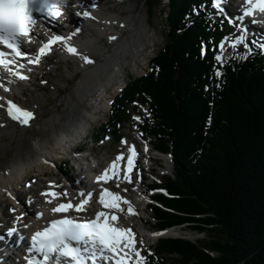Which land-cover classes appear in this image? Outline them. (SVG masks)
Masks as SVG:
<instances>
[{
  "label": "trees",
  "instance_id": "obj_1",
  "mask_svg": "<svg viewBox=\"0 0 264 264\" xmlns=\"http://www.w3.org/2000/svg\"><path fill=\"white\" fill-rule=\"evenodd\" d=\"M144 1L150 13L163 4ZM211 4L167 0L164 47L151 70L116 97L96 138L109 131L119 138L139 109L135 102L149 105L141 128L174 161L163 184L172 196H156L171 210L153 205L157 225L188 224L208 234L159 238L158 263L264 264V51L254 45L218 63L225 29L209 18Z\"/></svg>",
  "mask_w": 264,
  "mask_h": 264
},
{
  "label": "snow or ice",
  "instance_id": "obj_2",
  "mask_svg": "<svg viewBox=\"0 0 264 264\" xmlns=\"http://www.w3.org/2000/svg\"><path fill=\"white\" fill-rule=\"evenodd\" d=\"M69 0H0V67L7 69L9 73L19 79H28L19 71L25 65L18 63L16 58H26L29 53L24 50L23 44L30 42V36L37 26V18L34 13L39 12L40 19L49 20L55 24L62 16V9L68 5ZM226 0H213V6L223 11L222 4ZM81 13H76L79 16ZM257 14H264V0H245L242 10L236 19H230L229 23L236 24L238 20L246 17H253ZM90 17L89 11L82 13ZM94 18V17H92ZM257 22L253 19V23ZM80 31L76 28L73 35ZM239 36H225L217 46L219 51L215 54L218 63L225 62V43L231 41V47L236 48L244 45L248 35L246 27L241 29ZM70 37L63 35H51L38 49V53L28 60L29 64H39L41 58L53 50V45L63 44L65 50L71 54L79 55L78 49L70 43ZM115 39V37H111ZM255 44L256 42L253 41ZM264 51V43L259 44ZM202 50V54H203ZM86 63H93L87 56L83 57ZM16 66L15 68L12 66ZM216 76L222 75L217 70ZM5 91H10L6 89ZM3 97H0L2 100ZM7 115L22 125H29L34 119V113L8 100L7 104L0 103V108H5ZM139 120L140 117H134ZM127 144V141H123ZM129 155L125 157L123 152L118 153L110 162L108 168L96 177V181L107 183L111 180H124L133 183L132 172L135 168V159L138 155L135 145L129 146ZM123 173V174H122ZM53 200L61 196H67L66 192L57 193L50 190L44 193ZM87 198L77 203L68 201L59 203L51 211L53 213H77L86 211V205L91 201V193H80ZM51 203V200L49 201ZM97 202L101 209L95 212L91 219L79 220L71 216H63L60 219H53L49 225L42 230L36 231L30 238L29 252L33 255L28 259L27 264H100L101 260H107L110 264H146V257L137 247L136 234L131 228L118 227L119 215L125 209L122 204L128 205V213L135 214L130 202L108 188H102L98 193ZM14 211V210H13ZM39 215H43L40 213ZM10 231L14 232L15 229Z\"/></svg>",
  "mask_w": 264,
  "mask_h": 264
},
{
  "label": "rangeland",
  "instance_id": "obj_3",
  "mask_svg": "<svg viewBox=\"0 0 264 264\" xmlns=\"http://www.w3.org/2000/svg\"><path fill=\"white\" fill-rule=\"evenodd\" d=\"M96 4L102 10L104 9V11L106 12L108 11V13L115 12L119 14V18L131 17L134 20V21L132 20L131 30L129 31L123 30L124 31L123 36L126 37L129 43L128 53L123 55L122 49H120L121 52H118L119 50L116 51V53L113 52L114 53L113 57H115V60L113 61V65L116 67V72L118 73V75H120L119 78L124 77V82H129L131 79L141 76L144 73H147L149 71L150 65L149 66L146 65V67L142 68L141 66L139 67L138 64H141L142 62L145 63L144 61H147L151 59L152 57H154L164 47L166 43L168 29L166 26V13L164 9L166 8L167 0H163V4H161L157 9L153 10L152 13L149 12L148 6L144 0H97ZM73 26L75 27V30L76 28L80 29V31L74 35L75 37L87 39L89 35L90 36L95 35L98 38H100L99 41L101 42L103 46L108 47V48L115 47L114 46L115 44L110 42L106 37L99 36L97 28L95 26L88 24V22H85L84 20H78L76 23L73 24ZM115 26L118 29H120V27L117 24H115ZM233 28H234L233 29L234 36H239L241 33V30L239 29L240 27L236 26ZM128 37L130 38L128 39ZM123 43L124 41L121 42V44ZM231 48H232L231 42L230 41L226 42L225 51H224L225 59L229 57L235 58L236 56L241 55V51L239 50L238 47L233 48V49ZM63 50H65V48L61 46L58 49V52L55 53V56L53 57V62H55V64H49L47 66V67H53V69L51 71H47V73L44 72L42 75H40L37 82L33 83V85L30 88L24 87V90L22 93L18 92L19 96L21 97L22 100L26 101V103L29 106L37 107L39 104L37 101L38 95H40L41 92L45 93L47 95L45 102L47 103L45 102L43 103L42 110L45 112L46 115H49V114L55 115V116L60 115L58 117L61 118V121H66L68 119H71L72 117L79 116V118H81V121L83 119V122L85 121L84 123L86 124L85 129L81 131L83 132V135L85 131L86 132L89 131L90 133L89 135H94V133L96 134L100 130V125L106 121L107 113L106 112H105L106 114L100 113V115L95 114V117L96 116L98 117L97 122L96 120L95 121L91 120L93 116L91 106L93 104L87 105L86 103L87 98L85 99V96L81 98L83 99L82 101L75 94V90H76L75 87L78 85V81L82 77L81 75L82 73L81 71L75 70L77 62L74 59L72 58L65 59L61 56V52ZM150 50H151V54L145 60L143 57L144 55L143 52H149ZM92 56L95 61H98V60H102V62L104 61L103 57L97 54L96 52H92ZM132 69L134 71H132ZM43 79H47V83ZM124 82L122 81V83L120 84L122 85L124 84ZM119 85L112 84L111 87L109 86L107 87V94H106L107 99L111 100V98H113L114 95H116L115 92L117 91ZM107 95H109V97ZM89 99H92V98H90L89 96ZM90 101H93V100H90ZM147 113H148L147 106H141L140 113H138L139 116L141 117V121H142V117ZM1 116H4V118H7L5 108H0V117ZM10 124L11 125L14 124L16 126L20 125L19 122H14V121H11ZM61 125H62L61 122L55 123V127L57 129L56 130L57 135H64L68 133V131L70 132L71 130L70 127L72 126V124L71 126L67 125L66 127L61 126ZM51 134H52V129L49 127L45 129L44 123L42 122V120H40L39 124L38 123L32 124L24 132L20 131V128H19L16 135L4 137L2 140H0V144H3L0 147V171L2 172L3 169H5L6 167H8V165L11 164L14 154L18 155L21 153L22 154L21 156L23 155L25 156L26 152H29L33 149L34 146L32 144L34 140L39 139V138L41 139L43 138V136L51 137ZM123 134L126 139L136 138L141 141H143V139L145 140V138L138 132V127L133 124H127L126 127L123 128ZM83 135L81 133V136ZM51 139H50V142L54 143V139L52 140ZM74 141L75 140L73 141L71 140L69 145H71V143H73ZM88 141H90V143H88V145H83V146L87 150H92L93 154L97 155V158L99 161H104L108 155L117 151L121 147L123 148L125 147L123 143L125 139L116 140L113 134H110V136L106 137L101 142L99 141H97V143L91 142V137L88 138ZM159 157L156 156V159L154 161H156L155 163L157 164L152 169H149L147 167V170H145V174L147 175V177H149L146 183L148 181L161 183L163 181V177L166 174L172 175L174 164L167 163L165 159L159 158ZM55 162L56 163L54 164L56 165V167L54 166V164H50V162H47L46 164L44 163L45 166L43 167V169L42 167H37L33 169L28 168L29 170V171L27 170L28 173L26 172L27 174L26 173L23 174V176L20 177V180L18 179L19 180L18 183L17 182L14 183L13 186L11 183H7L5 185L6 187H9V189L11 188V190L15 191V197L19 198V204H18L19 206L28 204L29 206L31 205L30 208L33 209V211L36 210V207L39 204L34 205V203H31V202L33 201V197L36 194L39 193L40 195H43L42 193L43 191H40L38 189V187L42 185L40 181L41 180L40 178L42 177L48 180V181L47 180L45 181V184H48L49 181H53V180L61 181V179H63L61 185L68 183V180L66 179V174L63 168L60 167L61 164L59 160H56ZM69 168H68V170H70L69 173H71L72 169L71 167ZM78 171L79 169L73 170L74 173ZM43 173H45L46 176H43ZM31 176H35L33 185H32L33 187H30L28 186V184H25L28 178L30 179L32 178ZM138 181H139V178H138ZM140 187L141 186H137V185L134 186L136 190H139ZM43 189L47 190V187H43L42 190ZM5 191H4V194L2 195L3 197H2V202H0L1 204L0 207L1 209L9 210L10 212H15L13 211L15 210L14 205H10V204H11V201H15L16 198L11 196L10 194L11 192L9 193ZM22 195L24 196V198L21 197ZM147 196L148 195L143 196L142 194L138 195V198L142 199L143 205H144V202L148 200ZM0 215H1V212H0ZM142 215L145 218L139 217L137 219H134V223L139 225L141 232H143V229H145L144 219H148V222L151 226L155 225L157 222L156 219L153 217L152 210L149 208L144 210L142 212ZM8 218L9 217L6 215L2 216V219L4 222L7 221ZM177 229H178L177 236L179 235L181 237H186L192 240H198L201 238L205 239L208 236L207 232L200 231L199 229L195 230L194 228L192 229L189 227H182V226H178ZM157 241L158 240L151 241V246L144 244V249L147 252L149 264H153L150 254L153 253V248L157 244ZM169 262H171V260H169ZM169 262H167V264H170Z\"/></svg>",
  "mask_w": 264,
  "mask_h": 264
},
{
  "label": "bare ground",
  "instance_id": "obj_4",
  "mask_svg": "<svg viewBox=\"0 0 264 264\" xmlns=\"http://www.w3.org/2000/svg\"><path fill=\"white\" fill-rule=\"evenodd\" d=\"M84 1L86 3H89L90 6L84 5V7L80 13L82 14V12H84V11H89L91 13V16L85 17L83 15L81 16V14H80L81 17H79V19L86 20V21H88L89 24L94 25L98 30V35L101 37H106L110 42L115 44L114 45L115 47L108 48V47L103 46L101 44V42L99 41L100 38H98L95 35H92V36L89 35V37L87 39H82V38L76 39L74 37H71L70 34H67L64 36L71 38L70 43L78 49L79 55H74V54L67 52L66 50H63L61 52V56L65 59L72 58L77 62L75 70L81 71L82 77L79 79L78 85L75 87L76 88L75 94L80 99L85 96V99L87 98V102H86L87 105L93 104L95 102L94 105L96 107L93 105L95 108L94 110H97V111L100 110L99 111V115H100V113L107 112L109 105H110V99H107L106 96H104V97L102 96L105 91L107 93V87L108 86L111 87L112 84L119 85L120 83H122V81L124 82V77L119 78L120 75H118V73L116 72V67L113 65V61L115 60V57H113V55H114L113 52L116 53V51H118V50H119L118 52H121L120 49H122L123 55L128 53L129 43H128V40L126 39V37L123 36L124 35L123 30H128V31L131 30L133 19L131 17L119 18V14H117L115 12L108 13V11L106 12V11H104V9L102 10L96 6H92L91 0H84ZM74 17L77 18L76 15ZM92 17H94V18H92ZM115 24L119 25L121 27V30L117 29ZM133 24H134V22H133ZM37 35L40 37V34H37ZM111 37H115V39H111ZM129 38L130 37H128V39ZM123 41H124V43L121 44V42H123ZM92 52H96L97 54L102 56L104 61L103 62H102V60L95 61L93 59ZM143 54H144L143 57L146 60L150 56L151 50L149 52H143ZM84 56H87L90 60L93 61V63H86L83 59ZM119 57H121V56H119ZM119 60H120V58H119ZM144 62L145 63L140 62L141 64H138V66L139 67L141 66L142 68L146 67L148 60L144 61ZM132 71H134V70L132 69ZM31 78L32 77H29L28 79H24V85L25 86L23 84H17V87H16L17 90L19 92H22L24 90V87L30 88L33 85V83H36V81L32 82ZM119 86H121V84ZM119 86H118V89L120 88ZM114 91H116V90H114ZM0 95L4 99L7 96V94H5L3 92H0ZM89 96L92 99H89ZM107 96L109 97V95H107ZM46 98H47V95L45 93L41 92V94L38 95L37 101L39 104H38V107L36 109L33 108V110H31L34 113V119L30 122L29 125H22V124H20L19 126H16L14 124L11 125L6 120L7 118H4V116L0 117V132H1L0 133V140H2L6 136L9 137L11 135H16L19 128H20V131L24 132L32 124H34V123L39 124L40 120H42V122L44 123L45 129L47 127L52 129L51 137H49V136L44 137L42 135L43 138H41V139L39 138V139L34 140L33 144H32L34 147L31 151L26 152L25 156L24 155L21 156L22 155L21 153L18 155L14 154L12 161H11V164L8 165V167H6L5 169H3L2 172L0 171V201H2V197H3L2 195L4 194V191L6 190V188L4 187L6 182H10L12 184H14L16 182L18 183L20 180V177L23 176V174H25L27 172L28 168L33 169V168H37V167H42V169H43V167L45 166L44 165L45 162H54V160H55L54 156L59 155L63 149L67 148L69 145V142L71 140H75L78 137H80L81 133L83 135V132H81V131H83V129H85L86 124L84 123L85 121L83 122V119L81 121V118H79V116L72 117L71 119H68L66 121H61V118L58 117L60 115H57V116L50 115V114L46 115L45 112L42 110V108H43L42 105L46 101ZM81 100L83 101V99H81ZM90 100H93V101H90ZM59 101H61V100H59ZM68 102H70V101H68ZM0 103L4 104V101L0 100ZM45 103H47V102H45ZM68 118H69V116H68ZM15 122H17V121H15ZM56 122L57 123L61 122V124H62L61 126H65V127L67 125L71 126V124H72V126L70 127V129H71L70 132L68 131V133H66L64 135H57V133H56L57 129L55 127ZM73 124H75V125H73ZM12 126H13V128H12ZM17 127H19V128H17ZM67 129H68V127H67ZM51 138L54 139V143L50 142ZM2 145L3 144H0V147ZM159 154H160L159 155L160 158L165 159L167 163L168 162L170 164L172 163L169 154L161 153V152H159ZM173 164H174V161H173ZM71 167L74 168V164ZM42 169H40V170H42ZM92 179L95 182V186H96L98 184V182L96 181L95 178H92ZM92 179H91L90 183L85 184L86 187H89L90 184L94 185ZM82 184H83V182H82ZM49 189H51V188H49ZM36 198L38 199L39 196H36ZM22 207H25L27 211H30V213L33 210L30 208L31 205L29 206L28 204H24V206H22ZM45 210H46L45 215L40 219H35L36 222L32 224V227L34 229L37 227L41 228L42 226H44V223H43L45 221L44 217L48 213L52 212L51 207H49V206L45 207ZM36 212H37V210H36ZM144 224H145L146 229L149 230L151 233L152 230H150L149 224L146 220H144ZM138 227H139V225H138ZM177 234H178V229L175 227H170V228L164 229L159 234H157V236H155V237L160 238L161 235L173 236V235H177ZM7 250H8V248H7V246H5L4 242L0 241V264L8 262L10 260V258H12L11 255H8V253L6 252Z\"/></svg>",
  "mask_w": 264,
  "mask_h": 264
}]
</instances>
